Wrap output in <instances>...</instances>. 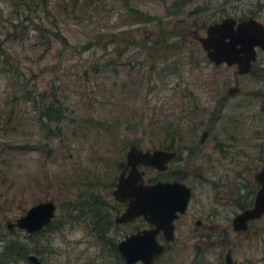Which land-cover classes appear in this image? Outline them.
I'll return each mask as SVG.
<instances>
[{"label": "rangeland", "instance_id": "374dc122", "mask_svg": "<svg viewBox=\"0 0 264 264\" xmlns=\"http://www.w3.org/2000/svg\"><path fill=\"white\" fill-rule=\"evenodd\" d=\"M33 1L0 0V248L3 239L18 238L38 249L30 254L44 264H106L107 257L91 242L86 219L70 220L67 213L76 206L71 214H80L85 207L75 203L77 196L93 193L113 221V207H119L112 195L121 171L118 162H125L130 145L152 150L168 143L161 129L169 123L180 127L183 141L192 134V140H200L203 131L211 130L206 151H213L215 136L243 138L232 141L241 151L233 168L245 169L244 176L251 174L253 182L264 165V51H257L252 72L238 75L235 66L211 63L190 32L181 39L169 33H179L184 24L192 29L194 18L209 24L226 13L240 16L259 6L264 17V0H188L177 12L169 8L176 0ZM175 41L176 47L164 50L156 45ZM160 58L177 60V70L153 72L148 79L150 65L160 71ZM235 85L240 92L224 101L217 115V102ZM42 92L55 94L62 112L56 123L43 117L46 131L38 120L43 104L35 102L43 99ZM238 102L246 104L236 107ZM90 118L111 126L116 139L110 140ZM183 152L185 157L188 152ZM193 162L195 173L198 165L206 166L201 159ZM225 171L204 169L216 181L227 174L223 187L190 181L193 196L174 221L173 240L158 236L167 250L156 264H226L228 250L231 264H264V215L248 232L232 229L238 204L248 205L249 196L236 174ZM158 176L149 169L145 178ZM47 200L57 205L51 228L42 234L6 228L7 221ZM197 219L201 226L195 225ZM135 223L148 225L142 218ZM128 228L111 230L109 236L119 241Z\"/></svg>", "mask_w": 264, "mask_h": 264}, {"label": "water", "instance_id": "95a60500", "mask_svg": "<svg viewBox=\"0 0 264 264\" xmlns=\"http://www.w3.org/2000/svg\"><path fill=\"white\" fill-rule=\"evenodd\" d=\"M207 59L216 66L225 64L236 66L238 75L248 74L256 60L257 48L264 50V24L253 19L236 22L225 18L220 23L211 24L206 35L199 38ZM239 90L235 86L228 90L233 94ZM206 133H204L205 135ZM175 151L165 149H142L130 145L126 152L124 169L118 176L112 191L114 199L126 205L117 216V223H126L142 217L151 227L127 235L118 243V251L127 264H154L166 251V245L157 240L162 233L165 242L174 238V221L184 214L191 197V188L177 181L145 182V170L139 166L164 171L167 163L175 158ZM261 183L252 207L237 213L232 219V229L243 232L248 222L264 214V169L258 173ZM57 205L54 201H41L31 206L15 221H7L6 228L14 227L32 234L49 225L55 218ZM31 264H42L35 254L28 255ZM226 264L231 263L230 254L225 256Z\"/></svg>", "mask_w": 264, "mask_h": 264}, {"label": "flooded vegetation", "instance_id": "af4514ba", "mask_svg": "<svg viewBox=\"0 0 264 264\" xmlns=\"http://www.w3.org/2000/svg\"><path fill=\"white\" fill-rule=\"evenodd\" d=\"M187 1L188 0H176L175 2L173 1L172 4L169 6V8H171L174 12L175 11L177 12V11H179V10L182 9V5L185 4V3H187ZM259 7H260V9L248 10V12L246 14H242L240 16H236L235 13H233V12L232 13H226V16H224L222 18L219 17V18H217L216 20L212 21L209 24H206L205 22H202V24H198L197 23L198 19L197 18H194L193 20L195 22L192 23V27H193L192 29H191V26L187 28L185 26V24H184V21L185 20L182 19L181 22L184 24V29L181 30L179 33H174V32L172 33L170 31L169 34H171L172 36H175V37H180V39H181V38L185 37L186 35H189L188 32H190V35L193 36L199 42V38L206 35V30H207V28L211 24L220 23L225 18H232L237 23L240 22V21L253 19V20L257 21L258 23L264 24V19H263L264 17L261 16V11H263V8L261 6H259ZM195 11H197V10H195ZM137 14H140V12H138ZM177 28H179V27H177ZM201 30H204V35L203 36H201L199 34ZM199 44H200V42H199ZM171 45L176 47L177 46V42L175 41V44L173 43ZM200 46H201V44H200ZM201 48H202V46H201ZM258 50H259V48H257V51ZM253 65H254V62L252 63V67H253ZM252 67H251L250 72H252ZM235 68H236V66H235ZM235 86H237V85H235ZM235 86L229 87L228 90L230 88H232V87H235ZM237 87H239V86H237ZM239 92H240V87H239V90L237 92H235L233 94H228L227 93L226 95L222 96L219 99V101L217 102L216 107H215V112H217V115H219V113L221 112L223 102L230 100V98H232V96L237 95ZM245 104L246 103H244V102H238L236 104V107H241V106H243ZM261 107L264 110V104H262ZM210 132L212 133L211 130H209V131L208 130L203 131L200 140H196V141L195 140H192L193 139V136L195 134H192L190 136V138L185 139V141L182 140L183 139L182 138V135L179 136L181 138V140H178L175 137L176 135H172L171 133L168 134V140H167L168 143L166 142V145L168 147H170V149H165V150L175 151V153H176L175 158H173L172 160H170L167 163L166 169L164 171H162V172L161 171H158L156 169H153L151 167H143V166H139V170H145V176H146V173H147V171L149 169H153V170H155V171H157L159 173V176L156 179H152V181H150V178L149 179H146L144 177L146 183H155L157 181H169V182L177 181V182H181V183L185 184L186 186H188V187L191 188V197H190V199L193 196V190H194V185L191 184L190 181H194L195 178L197 180L200 179L201 181L208 182V183H211L213 185H218L220 187L225 186V184H227L229 182V181L225 180V177H226L227 174H223L216 181L214 179L209 178L208 175L206 176L205 175V172H204V169H206V172H215V170L218 167H225V169L228 170V171H225V173H227L230 170H232L234 172V174H236L235 175V178L239 179V182H238L239 185L238 186L239 187H246V190H247V193H248V196H249V203H248V205L245 204V207L244 208H242L240 206L241 205L240 203L238 204L239 211L237 213H239V212L243 211L244 209H247V208H250V207L253 206L255 195H256L257 191L261 187V183L258 180V173L261 170L264 169V165L254 174V177H253L254 179H253V182H252V180H251V174H249L248 177H247V174H246V177L244 176L245 169L238 171V170H234V168H233L235 166L234 165V160H235L236 154L240 155L241 154V151L238 152L235 149L237 145H235V143L232 142V141L233 140L236 141L237 139L241 140L243 138H235V136H231L229 138V140L226 141L224 139L218 138L217 136H215V137L212 136V138L214 137V139H213L214 140V144L212 146L213 151H206V150L203 149V145L205 143V139L209 137ZM204 133H206V134L204 135ZM187 141H189V142H187ZM133 145H135V144H133ZM160 149H162V148H160ZM184 150H185V152H188L185 157L184 156H181L182 153H184L183 152ZM213 153H216V156H213ZM196 159H198V160L201 159L202 162H205L206 163V166H203V164H200V165H198L196 167V172L197 173H195L194 172L195 170H193V168L190 167V164L191 163H194L193 161H195ZM125 163H126V160H125L124 163L122 162L121 171L124 169ZM236 163H237V160L235 161V164ZM243 168H244V166H243ZM121 171H120V173H121ZM162 173H165L166 174L164 176L165 178H161L160 175ZM118 203H119V207H113L114 208V211H115V216L113 218L112 224L109 227V233H110L111 230L120 229L121 227L129 226L128 230L123 233V238L121 240L117 241L115 238L114 239L116 241L113 240L114 243L116 244V250H117V253H118V255H116V256L113 255V256L116 257L117 260H120V264H127L125 262L123 256L121 255V253L118 251V246H117L118 243L120 241H122L123 239H125V237L127 235H130L132 233H136V232H138V231H140L142 229H146V228H149L151 226H149L147 224H146L147 226H139V224L135 223L139 218H142V217H136V218H134V219H132V220L126 222V223H117V221H116L117 216L120 215L125 210V207H126L125 204L120 203V202H118ZM235 215H234V217H235ZM109 216L111 217V214L110 213H109ZM261 217L250 220L248 222V228L244 232H248L249 231V228H252V225L257 220H259ZM232 219L230 221L231 222V226H232ZM195 225L196 226H201L202 225V221L199 220V219H197L196 222H195ZM43 229H45V228H43ZM40 231H38V232H40ZM38 232H35V233H38ZM159 234L163 238L162 233L161 232L158 233V235H157V240L158 241H159V239H158ZM110 239H112L111 236H110ZM163 240H164V238H163ZM160 243L165 244L166 245V250H167V244L165 242H160ZM226 254H230V256H231V250H228V252ZM226 254H225V256H226ZM225 256H224V259H225ZM160 258L161 257H158L154 264H156L157 261ZM26 259L28 261V255H27V258ZM106 261H107L106 264H110V262H113L112 260H109L108 261V257H107V260ZM231 262H232V257H231ZM113 263L115 264V262H113ZM117 264H118V261H117Z\"/></svg>", "mask_w": 264, "mask_h": 264}, {"label": "trees", "instance_id": "16d2710c", "mask_svg": "<svg viewBox=\"0 0 264 264\" xmlns=\"http://www.w3.org/2000/svg\"><path fill=\"white\" fill-rule=\"evenodd\" d=\"M29 1L31 3H34L33 0H29ZM42 1H44L45 3L48 2V0H42ZM37 6H39L38 2L35 3V7ZM111 37H115V34H112ZM119 38L121 39L120 43L126 44V42L124 41V38L122 37H119ZM114 40H117V38H114ZM130 43L133 44L135 42L132 40ZM156 45H157V48L161 50H164L168 46L173 47L171 44H168V45L162 44L163 46L161 47L158 45V43ZM168 59L167 58L162 59L164 61H163V65L160 67V71L157 70V66H154L153 64L150 65V67L147 69L148 73L146 74L147 75L146 77L148 79L149 77L151 78L153 72L154 73L163 72L164 75L165 73H168V72H172V73L173 71L175 72V70H177V67H176V65L178 64L177 60L168 61ZM96 71L97 70L95 68L94 72ZM12 75L14 76L15 74L12 73ZM15 84H18L17 81L15 82ZM40 95L43 97V99H40V101L35 100V102H37L38 104H40L41 102V104H43L42 106L39 105L38 107L39 109V113H38L39 119L38 120L41 123L40 128H43V130L46 131L45 129L46 124L43 123L42 121L43 117L47 118L50 122L56 123L60 121L62 117L61 115L62 112L60 111L59 100L55 94L52 93V95L49 96L42 92L40 93ZM90 120H91L90 123H92L93 125H94L93 122H96L97 126L100 127L105 132V134L110 140L116 139L115 130H113L111 126H106L103 120L101 121V120H97L94 118H90ZM161 130L163 131L164 135H166V133L167 135L171 133L172 135H177L178 140H181V138L179 137L181 135L180 127H177V125L169 123L167 126L162 127ZM52 133H54V130L49 131V134H52ZM189 133H192V131ZM16 148L17 146H11L10 150H15ZM160 148L170 149V147H168L166 144L160 146ZM118 166L120 168L122 167L121 161L118 162ZM150 181H152V179H150ZM98 197L99 196L94 195L93 193L79 194V197L77 196L75 203L84 206L85 209L81 210L80 214L73 215L71 214V211L74 212L75 210L78 209V207L75 206L69 210L66 217L69 218L70 220H77V221L80 219L81 216H82L81 218L82 220L86 219L85 226L88 229V231L92 233L93 237H92L91 242L93 245H95L99 249L98 254L101 255L103 258L104 256L108 257V259L115 262V264H117V261H118V264H120V260H117V258L113 256V255L115 256L118 255V253L116 250V244L114 243L113 239H110V236H109V227L112 224L111 217L109 216V210L103 209L104 206L102 205V203L95 200ZM240 206L244 208L245 204H241ZM51 227H52V222L49 225H47L45 229H42L40 232H38V234H42V232L46 231V229H49ZM28 237L29 238L33 237V235H28ZM32 250L33 249L31 247H27L20 240H18V238H15V239L5 238L3 239V244L0 248L1 263L3 262V264H10L11 262L13 263L18 260H21L22 262L24 260L25 262L24 264L26 263L31 264L27 261L26 258H27V255H29L32 252ZM33 252H35L36 254L40 253V251L36 248H34ZM41 262L43 263L42 260Z\"/></svg>", "mask_w": 264, "mask_h": 264}]
</instances>
